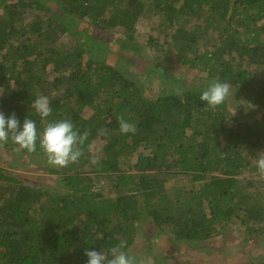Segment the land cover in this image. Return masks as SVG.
I'll list each match as a JSON object with an SVG mask.
<instances>
[{
  "label": "trees",
  "instance_id": "16d2710c",
  "mask_svg": "<svg viewBox=\"0 0 264 264\" xmlns=\"http://www.w3.org/2000/svg\"><path fill=\"white\" fill-rule=\"evenodd\" d=\"M91 29L121 34L118 46ZM146 49L158 54L145 62L159 77L157 97L132 71ZM172 54L205 80H177L167 71ZM213 80L230 84L238 106L200 99ZM40 95L52 108L44 119L32 108ZM0 111L21 126L36 121L38 132L35 152L9 139L0 160L57 177L30 183L0 166V264H87L86 250L111 258L121 242L147 264H176L180 256L163 250L149 256L146 227L182 245L188 263L236 228L246 243L264 239V180L249 178L264 151V0H0ZM119 117L136 132L121 133ZM60 120L90 133L68 167L50 166L39 144ZM102 177L111 196L94 190ZM179 178L202 185L168 186ZM244 264H264V252Z\"/></svg>",
  "mask_w": 264,
  "mask_h": 264
},
{
  "label": "clouds",
  "instance_id": "9594fccd",
  "mask_svg": "<svg viewBox=\"0 0 264 264\" xmlns=\"http://www.w3.org/2000/svg\"><path fill=\"white\" fill-rule=\"evenodd\" d=\"M232 97L231 86L227 82L213 80L202 92L200 99L207 103L211 108H216L224 104ZM32 108L42 118H47L52 113L50 100L45 95L38 96L32 103ZM121 133H135L137 128L133 123L119 117ZM106 130L101 129L98 135H106ZM90 133L88 131L80 132L76 129L70 120H60L49 122L39 137L41 149L47 156V161L53 167H68L72 163L78 162L83 154V147L88 140ZM9 139L18 147L16 151L26 150L28 152L36 151L38 139L36 121L26 118L21 126L16 114L10 117L0 111V146L6 144ZM92 163H97L93 160ZM255 165L258 174L264 178V151L256 156ZM126 245L121 242L113 246L110 250L111 258L103 251L86 250L88 257L87 264H144V261L137 256L125 251Z\"/></svg>",
  "mask_w": 264,
  "mask_h": 264
},
{
  "label": "rangeland",
  "instance_id": "374dc122",
  "mask_svg": "<svg viewBox=\"0 0 264 264\" xmlns=\"http://www.w3.org/2000/svg\"><path fill=\"white\" fill-rule=\"evenodd\" d=\"M144 18L141 19L140 27H141V33L143 35H148L149 34V26H151L150 22H147ZM91 36H93L96 39L99 40H104L109 44L110 46H115L117 47L119 44V37H121V34L119 33H111L108 35H103L102 33H99L95 30H90ZM156 35V34H154ZM145 37V36H143ZM160 42H162V38L160 39ZM156 55L150 54L149 50L146 49V57L142 62H137L136 64L133 65L132 71H135L138 75H141L137 81L143 85V90L145 94L149 97H157L159 92L161 91L160 88V82H159V77L157 73H154L152 75H148L147 73V67L145 62L147 60L154 59L157 57ZM155 56V57H153ZM133 57L130 56L129 59H132ZM177 55L172 54L169 57L170 63H168V68L167 71L175 76L177 80H184L185 83L191 84V83H202L205 80L206 75L197 71H192L190 69H187L186 67L180 66V64H177ZM145 73V74H144ZM153 77V79L151 78ZM155 77V78H154ZM230 100V105H234L233 107L238 106L240 102V97H236L235 99H229ZM91 110H85L84 112V117L89 118L92 115ZM9 158H5V160L1 161L0 160V166H2L5 170H7L9 173H19L24 180L30 183H36L37 179L35 180V177L38 178L39 183H45L48 185H51L53 182L57 180L56 176H48L47 174L41 173L40 175L34 174V173H27L26 171H19L16 169H11L8 167V164L12 162V160L8 161ZM7 161V162H6ZM25 161H28L32 163L30 159H25ZM252 180H260L263 181L264 178H261L260 176H250L249 177ZM186 178H179L175 182H171L168 184V186H173L174 184L177 185H183L186 184L187 187L191 188H198L202 185V183H195L191 184L188 181L185 180ZM109 181L106 180L105 178L97 179L95 181V186L94 190L103 194L104 196H111V193L109 192ZM261 191H264V187H260ZM146 233L148 234L150 238V242L145 243V245L150 246L151 250L149 252V256H151L152 252L155 256L160 254V251H164L168 254L171 255H176L180 256L178 257L175 261L176 264H244L249 262V260L256 259L260 257V255L264 252V239L260 240L257 244H249L244 242L241 239V235L239 234L238 229L230 230L227 233V236L225 237H218L215 240L209 242L208 248L213 249V253H202L196 254L195 257L188 263V260H184V252H182V245H177L175 248L171 242H170V237L169 236H162L160 234H156V230L152 228L146 227ZM143 242L142 240H140ZM136 250V249H135ZM135 250L133 252H135ZM141 258L144 261V264H147L148 262L145 263V261H149L152 258H149L145 252H140ZM149 258V259H148ZM148 259V260H146ZM167 260V259H166ZM168 261V260H167Z\"/></svg>",
  "mask_w": 264,
  "mask_h": 264
}]
</instances>
